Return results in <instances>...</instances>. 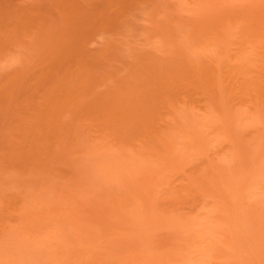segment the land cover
<instances>
[{
    "label": "rangeland",
    "instance_id": "rangeland-1",
    "mask_svg": "<svg viewBox=\"0 0 264 264\" xmlns=\"http://www.w3.org/2000/svg\"><path fill=\"white\" fill-rule=\"evenodd\" d=\"M0 264H264V0H0Z\"/></svg>",
    "mask_w": 264,
    "mask_h": 264
}]
</instances>
